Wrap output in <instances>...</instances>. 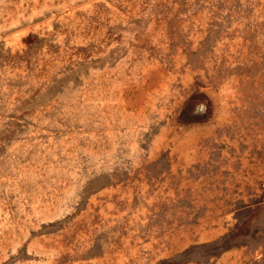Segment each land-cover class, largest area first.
Wrapping results in <instances>:
<instances>
[{
  "label": "rangeland",
  "instance_id": "rangeland-1",
  "mask_svg": "<svg viewBox=\"0 0 264 264\" xmlns=\"http://www.w3.org/2000/svg\"><path fill=\"white\" fill-rule=\"evenodd\" d=\"M264 0H0V264H264Z\"/></svg>",
  "mask_w": 264,
  "mask_h": 264
},
{
  "label": "built area",
  "instance_id": "built-area-1",
  "mask_svg": "<svg viewBox=\"0 0 264 264\" xmlns=\"http://www.w3.org/2000/svg\"><path fill=\"white\" fill-rule=\"evenodd\" d=\"M263 200H264V189H263Z\"/></svg>",
  "mask_w": 264,
  "mask_h": 264
}]
</instances>
